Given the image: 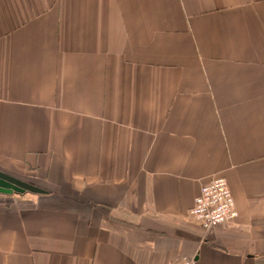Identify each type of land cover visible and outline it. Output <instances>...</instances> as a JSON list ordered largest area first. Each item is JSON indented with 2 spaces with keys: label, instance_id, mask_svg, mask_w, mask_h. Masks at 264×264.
<instances>
[{
  "label": "crops",
  "instance_id": "obj_1",
  "mask_svg": "<svg viewBox=\"0 0 264 264\" xmlns=\"http://www.w3.org/2000/svg\"><path fill=\"white\" fill-rule=\"evenodd\" d=\"M0 171V264H264V0H0Z\"/></svg>",
  "mask_w": 264,
  "mask_h": 264
},
{
  "label": "built area",
  "instance_id": "obj_2",
  "mask_svg": "<svg viewBox=\"0 0 264 264\" xmlns=\"http://www.w3.org/2000/svg\"><path fill=\"white\" fill-rule=\"evenodd\" d=\"M227 180L223 176H214L202 185L199 193L194 197L189 209V215L203 230L223 222H231L237 212ZM193 264L192 260H182L179 263Z\"/></svg>",
  "mask_w": 264,
  "mask_h": 264
},
{
  "label": "water",
  "instance_id": "obj_3",
  "mask_svg": "<svg viewBox=\"0 0 264 264\" xmlns=\"http://www.w3.org/2000/svg\"><path fill=\"white\" fill-rule=\"evenodd\" d=\"M29 190L32 192H40L38 188L17 180L13 177L6 175L0 171V190L12 191V190Z\"/></svg>",
  "mask_w": 264,
  "mask_h": 264
}]
</instances>
